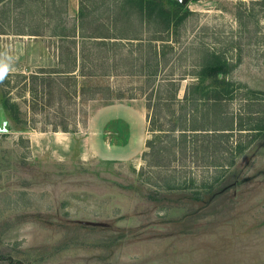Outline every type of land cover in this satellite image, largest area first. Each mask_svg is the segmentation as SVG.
I'll return each instance as SVG.
<instances>
[{"label":"rangeland","instance_id":"374dc122","mask_svg":"<svg viewBox=\"0 0 264 264\" xmlns=\"http://www.w3.org/2000/svg\"><path fill=\"white\" fill-rule=\"evenodd\" d=\"M111 1L97 0L101 16ZM181 4L189 13L171 35L174 48L162 69L172 63L177 77L205 53L220 56L238 93L263 99L250 108L264 117V0ZM76 6L67 0L64 13L62 0H44L42 9L17 15V24L0 22V75L9 82L0 81V101H15L20 121L0 104V264H264V132L249 143L240 134L244 149L228 168L210 166L212 154L183 157L177 149L174 171L149 175L145 167L140 176L150 137L138 90L145 78L85 79L119 88L122 97L28 109L25 78L57 67L55 39L47 35L68 26ZM35 32L42 35H21ZM18 73L25 78L12 77ZM189 80L181 79L179 98ZM61 116L72 131L50 129ZM201 178L212 186L198 190ZM231 180L232 187L212 194Z\"/></svg>","mask_w":264,"mask_h":264},{"label":"trees","instance_id":"16d2710c","mask_svg":"<svg viewBox=\"0 0 264 264\" xmlns=\"http://www.w3.org/2000/svg\"><path fill=\"white\" fill-rule=\"evenodd\" d=\"M43 3L44 0H0V22L17 24V15L40 10ZM96 3L97 0H77L76 13L68 26L47 35L55 39L57 67L39 68L26 78L20 73L12 76L26 79L24 87L31 112L36 105L40 109L53 106L62 110V102L72 99L86 102L96 97L103 100L122 97L123 90L119 88L89 83L85 79L112 75L145 78L138 90L145 101L146 130L150 137L143 143L145 149L141 159L144 165L138 170L140 176L145 167L149 175L172 167L177 149L183 157L186 151L212 154L210 166L228 168L236 154L244 149L240 134L249 143L258 133L264 132L263 113L250 108L260 105L263 99L255 97L254 91L238 93L237 86L225 77L229 66L224 58L205 53L200 63L191 65L192 70L183 71L177 77H173L172 63L166 71L162 69L170 58L166 55L174 48L171 35L177 34L189 13L179 0H112L105 16L98 13ZM62 4L65 13L66 0H62ZM3 77L6 80L8 75ZM186 77L195 80L185 84L179 98L180 81ZM3 80L0 75L1 83H9ZM132 96L128 94L129 98ZM236 97V109L230 111V102ZM0 104L12 120L20 122L15 101L5 96ZM47 124L52 131L73 130L63 117L59 123ZM235 131L238 135L233 138ZM163 139L167 145L162 143ZM222 154H227L228 160L216 161ZM174 169L173 166L167 172ZM170 179L173 181V176ZM199 182L198 190L212 186L203 178ZM234 184L232 180L225 182L212 194Z\"/></svg>","mask_w":264,"mask_h":264},{"label":"water","instance_id":"95a60500","mask_svg":"<svg viewBox=\"0 0 264 264\" xmlns=\"http://www.w3.org/2000/svg\"><path fill=\"white\" fill-rule=\"evenodd\" d=\"M180 3H184L186 0H179ZM6 130V126H5V123H2V127L0 128V132H3Z\"/></svg>","mask_w":264,"mask_h":264},{"label":"crops","instance_id":"0c3cea01","mask_svg":"<svg viewBox=\"0 0 264 264\" xmlns=\"http://www.w3.org/2000/svg\"><path fill=\"white\" fill-rule=\"evenodd\" d=\"M65 8H66V12H68V11H67V10H68V7H67V0H66ZM21 35H31V36H32L31 33H25V34H21ZM33 36H35V35H33Z\"/></svg>","mask_w":264,"mask_h":264}]
</instances>
